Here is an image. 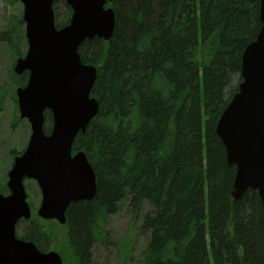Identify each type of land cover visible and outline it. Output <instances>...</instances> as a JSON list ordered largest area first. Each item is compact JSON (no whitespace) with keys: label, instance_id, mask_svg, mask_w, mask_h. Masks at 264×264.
Wrapping results in <instances>:
<instances>
[{"label":"trees","instance_id":"16d2710c","mask_svg":"<svg viewBox=\"0 0 264 264\" xmlns=\"http://www.w3.org/2000/svg\"><path fill=\"white\" fill-rule=\"evenodd\" d=\"M108 5L116 13L112 38L85 40L79 49L82 61L97 66L92 96L100 109L74 150L87 153L97 194L70 204L66 226L33 218L30 237L64 232L75 264H99L93 247L111 244L108 219L128 199L139 231L149 234L136 264H264L263 202L254 189L234 198L237 168L216 133L242 81L244 50L262 28L260 0ZM54 13L59 28L73 12L60 0ZM23 24L9 19L0 41H21ZM11 73L16 86L26 85L28 73ZM51 124L47 112V132ZM38 246L45 251L49 242Z\"/></svg>","mask_w":264,"mask_h":264},{"label":"water","instance_id":"95a60500","mask_svg":"<svg viewBox=\"0 0 264 264\" xmlns=\"http://www.w3.org/2000/svg\"><path fill=\"white\" fill-rule=\"evenodd\" d=\"M28 52L17 59L14 71L29 72L26 86L17 89L21 118L29 119L32 134L22 155L8 173L10 193H0V264H63L57 251L42 252L35 243L17 238L16 223L31 217L25 179H35L42 191L39 215L66 223L73 202L93 199L96 174L87 155L72 148L85 133L100 104L91 97L98 69L80 58L85 40H110L115 0H65L72 8L68 25H55L54 4L59 0H20ZM262 28L242 56V82L217 121L216 133L226 146L229 165L237 168L233 187L236 200L249 190L259 192L264 209V0H260ZM51 110V134L44 130V112Z\"/></svg>","mask_w":264,"mask_h":264},{"label":"rangeland","instance_id":"374dc122","mask_svg":"<svg viewBox=\"0 0 264 264\" xmlns=\"http://www.w3.org/2000/svg\"><path fill=\"white\" fill-rule=\"evenodd\" d=\"M23 11L24 4L19 0H0V31L7 29L8 21L12 17L23 19ZM15 30L21 35L19 27ZM17 32L13 34L14 40L17 38ZM22 32H24V38L21 37V41L17 38V43L14 41L9 45L6 41H0V193L5 195L10 192L7 186L8 172L13 167L17 155H21L27 148L32 133L29 120L20 117L18 101L15 99L16 89L19 86L14 84L11 73H14L17 59L25 56L28 50L25 26ZM25 189L33 210H37L42 201L37 182L34 179H26ZM127 203L128 199L108 219L107 229L110 232L111 244L96 243L93 247L92 255L99 264H136L141 252L149 243V234L139 231L142 220L134 216L133 210ZM149 208V205L146 206V211ZM61 233L64 232L50 237L47 250H57L64 257V264H75L69 247L64 244L65 242L63 243ZM39 242L45 244L46 240Z\"/></svg>","mask_w":264,"mask_h":264},{"label":"flooded vegetation","instance_id":"af4514ba","mask_svg":"<svg viewBox=\"0 0 264 264\" xmlns=\"http://www.w3.org/2000/svg\"><path fill=\"white\" fill-rule=\"evenodd\" d=\"M34 213V212H33ZM31 221V220H30ZM30 221H28V220H25V219H21L20 220V222L18 223V226H17V236L18 237H23L25 240H27V241H31V242H36L37 243V245L40 243L39 241L40 240H46V242L45 243H48L49 241H50V234H47L46 233V235H44L43 237H39V239L38 238H33L32 239V237H30V231L32 230V228L34 227L33 226V224H30ZM49 221H51V223H58L57 222V220L55 219V220H49ZM38 223H40L41 225L42 224H44V223H46V222H41L40 220L38 221ZM47 225H48V223H46ZM39 227V226H38ZM21 232H22V234H21ZM19 234H21V236H19Z\"/></svg>","mask_w":264,"mask_h":264}]
</instances>
